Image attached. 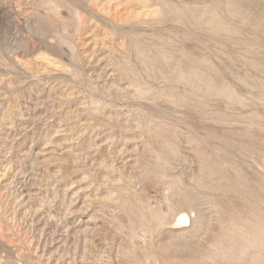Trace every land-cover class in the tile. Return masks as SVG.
Here are the masks:
<instances>
[{
  "label": "rangeland",
  "instance_id": "374dc122",
  "mask_svg": "<svg viewBox=\"0 0 264 264\" xmlns=\"http://www.w3.org/2000/svg\"><path fill=\"white\" fill-rule=\"evenodd\" d=\"M0 264H264V0H0Z\"/></svg>",
  "mask_w": 264,
  "mask_h": 264
},
{
  "label": "bare ground",
  "instance_id": "6f19581e",
  "mask_svg": "<svg viewBox=\"0 0 264 264\" xmlns=\"http://www.w3.org/2000/svg\"><path fill=\"white\" fill-rule=\"evenodd\" d=\"M182 221H188V219L185 217V218H183L182 216H180L178 219H177V224L178 225H180V224H182Z\"/></svg>",
  "mask_w": 264,
  "mask_h": 264
}]
</instances>
